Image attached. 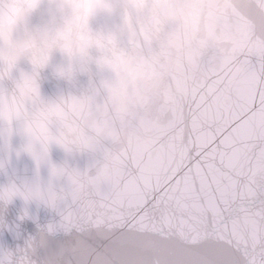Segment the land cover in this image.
<instances>
[{"label":"clouds","instance_id":"obj_1","mask_svg":"<svg viewBox=\"0 0 264 264\" xmlns=\"http://www.w3.org/2000/svg\"><path fill=\"white\" fill-rule=\"evenodd\" d=\"M250 5L264 15V0ZM259 39L238 0H0V202L45 203L67 179L71 167L51 160L53 144L99 152L71 169L100 190L102 147L125 139L146 109L172 104L194 78L217 74L242 87L239 53ZM46 79L55 82L51 94L42 91ZM21 156L32 162L30 175L9 172ZM0 264L33 262L25 248L0 247Z\"/></svg>","mask_w":264,"mask_h":264},{"label":"snow or ice","instance_id":"obj_2","mask_svg":"<svg viewBox=\"0 0 264 264\" xmlns=\"http://www.w3.org/2000/svg\"><path fill=\"white\" fill-rule=\"evenodd\" d=\"M239 53L242 87L194 78L109 143L100 190L67 170L46 194L75 243L49 264H264V15ZM31 247V244H28Z\"/></svg>","mask_w":264,"mask_h":264},{"label":"water","instance_id":"obj_3","mask_svg":"<svg viewBox=\"0 0 264 264\" xmlns=\"http://www.w3.org/2000/svg\"><path fill=\"white\" fill-rule=\"evenodd\" d=\"M54 90L55 82L46 79L42 84V91L45 94H51ZM15 143H17L16 139L13 140V144ZM49 154L54 163H66L69 167L80 170L91 165L100 155L99 152L69 154L55 144L50 146ZM13 167L23 169L30 175L33 165L29 157L21 156L20 159L12 158L9 172ZM89 171L91 173L93 169L89 168ZM41 175L47 176L46 168H41ZM4 182L5 176L0 173V184ZM59 220L60 217L55 208L37 200L25 201L20 197H14L7 203L0 202V247L13 250L18 247L25 248L33 264H49L62 249H67L75 243L74 230L67 233L48 230L49 225L56 224Z\"/></svg>","mask_w":264,"mask_h":264}]
</instances>
